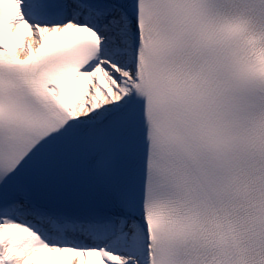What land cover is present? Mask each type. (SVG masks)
<instances>
[{"label":"snow or ice","instance_id":"snow-or-ice-1","mask_svg":"<svg viewBox=\"0 0 264 264\" xmlns=\"http://www.w3.org/2000/svg\"><path fill=\"white\" fill-rule=\"evenodd\" d=\"M0 264H264V0H0Z\"/></svg>","mask_w":264,"mask_h":264}]
</instances>
